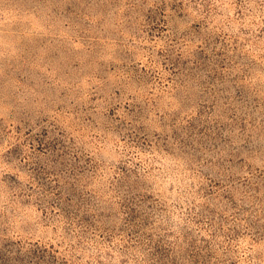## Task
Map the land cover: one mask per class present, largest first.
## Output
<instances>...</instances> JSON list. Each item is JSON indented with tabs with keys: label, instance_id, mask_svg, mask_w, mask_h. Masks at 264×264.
<instances>
[{
	"label": "rangeland",
	"instance_id": "rangeland-1",
	"mask_svg": "<svg viewBox=\"0 0 264 264\" xmlns=\"http://www.w3.org/2000/svg\"><path fill=\"white\" fill-rule=\"evenodd\" d=\"M0 264H264V0H0Z\"/></svg>",
	"mask_w": 264,
	"mask_h": 264
}]
</instances>
